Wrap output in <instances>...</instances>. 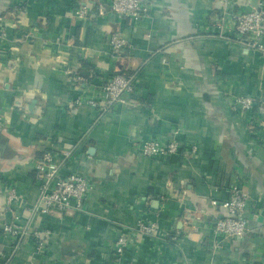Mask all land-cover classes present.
I'll return each instance as SVG.
<instances>
[{
    "label": "crops",
    "instance_id": "obj_1",
    "mask_svg": "<svg viewBox=\"0 0 264 264\" xmlns=\"http://www.w3.org/2000/svg\"><path fill=\"white\" fill-rule=\"evenodd\" d=\"M149 2L132 20L110 12V0H0L10 25L0 47V264H264V53L223 35L220 20L230 6L258 2ZM82 3L95 5L85 17L75 13ZM12 8L17 15L5 13ZM113 31L127 42L116 58ZM81 61L92 74L76 83L66 70ZM130 69L135 106L101 114L87 103L100 77ZM233 95L261 103L232 109ZM172 136L179 152L170 158L139 150ZM45 151L62 175L90 181L82 210L34 212L35 164ZM234 185L249 196V230L226 238L213 230L220 210L212 200ZM14 215L27 229L19 241L1 229ZM138 219L157 220L159 230L139 233ZM120 235L129 244L115 255Z\"/></svg>",
    "mask_w": 264,
    "mask_h": 264
},
{
    "label": "built area",
    "instance_id": "obj_2",
    "mask_svg": "<svg viewBox=\"0 0 264 264\" xmlns=\"http://www.w3.org/2000/svg\"><path fill=\"white\" fill-rule=\"evenodd\" d=\"M257 2V6L251 10H234L230 6L231 9H227L225 12L226 19L224 17L220 18L221 24L225 25H222L221 29L223 35L233 37L245 48L264 53V0H257ZM96 6L99 15L106 12L103 4L98 3ZM150 6L149 0H110L108 10L119 16L137 20L149 12ZM90 9L89 5L82 3L76 8L75 13L79 17H85ZM17 10L18 8H12L5 13L17 15ZM4 16L5 14H0V47L9 40L7 28L10 25L4 22ZM126 43L119 31H113L108 37L110 55L113 58L121 56ZM66 72L76 83L86 81L84 75H73L69 69ZM135 77V72L127 73L125 70H119L100 77L99 83L95 84L94 96L87 98V103L97 107L101 114L107 113L119 105L135 106L137 102L129 99V96L136 92ZM229 100L232 109L249 110L261 103L260 97L252 95H233ZM73 102L80 104L82 100L76 98ZM0 126H3L1 116ZM138 146L139 150L149 157L170 158L179 152V143L174 136L168 140L147 139L140 142ZM191 151L194 152L195 147H192ZM184 155L187 156L188 153L185 152ZM35 176L39 180L40 192L33 208L34 212L49 213L58 211L63 213L71 209H83L91 186L90 181L76 173L62 175L59 171V165L53 160L51 151H45L37 160ZM15 198H17L15 190L11 187L8 191V199L14 200ZM248 201V194L236 185L231 186L228 198L225 200L217 201L213 199L212 204L219 207L220 210V213L215 214L213 217L212 227L214 232L226 238L243 237L249 230L246 217ZM18 219V215H14L10 223L3 222L1 226L2 231L15 238L16 241L27 234V229L18 224ZM136 230L141 234L153 235L159 230V223L157 220L138 219ZM32 235L40 244L43 234L34 230ZM128 244V238L125 235H120L115 243V255L121 254Z\"/></svg>",
    "mask_w": 264,
    "mask_h": 264
},
{
    "label": "trees",
    "instance_id": "obj_3",
    "mask_svg": "<svg viewBox=\"0 0 264 264\" xmlns=\"http://www.w3.org/2000/svg\"><path fill=\"white\" fill-rule=\"evenodd\" d=\"M92 8H95V5ZM79 65H80V68L74 67V68L71 69V74H73V75H83V74L87 75V74H90L89 73L90 72V68L88 66H86L82 61H81V64H79ZM125 71H127V73H132V72L136 73L135 70H131V69L130 70H125ZM41 156H42V153L39 155V158Z\"/></svg>",
    "mask_w": 264,
    "mask_h": 264
},
{
    "label": "water",
    "instance_id": "obj_4",
    "mask_svg": "<svg viewBox=\"0 0 264 264\" xmlns=\"http://www.w3.org/2000/svg\"><path fill=\"white\" fill-rule=\"evenodd\" d=\"M257 1V0H256Z\"/></svg>",
    "mask_w": 264,
    "mask_h": 264
}]
</instances>
